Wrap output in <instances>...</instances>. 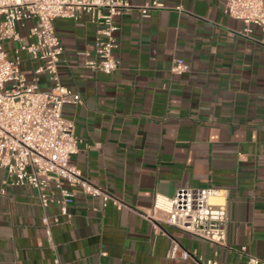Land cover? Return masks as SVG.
<instances>
[{"label": "crops", "instance_id": "1", "mask_svg": "<svg viewBox=\"0 0 264 264\" xmlns=\"http://www.w3.org/2000/svg\"><path fill=\"white\" fill-rule=\"evenodd\" d=\"M147 1L132 0L118 18L120 66L112 73L85 65L96 35L87 13L54 21L64 48L61 82L83 98L63 110L79 138L71 163L134 209L104 207L76 188L63 215L56 201L44 207L32 187L6 184L0 169V264H57L56 256L59 264H199L214 256L246 264L249 254L264 264V32L253 24L246 34V24L225 13L226 0H183V11L179 0H158L167 7L143 16ZM33 23H18L23 36ZM16 45L4 42L11 58ZM20 57L31 81L40 61L26 51ZM176 57L189 72H171ZM38 82L52 88L47 73ZM182 186L224 191L225 246L142 215L152 213L156 194ZM175 240L193 256L169 257Z\"/></svg>", "mask_w": 264, "mask_h": 264}, {"label": "built area", "instance_id": "2", "mask_svg": "<svg viewBox=\"0 0 264 264\" xmlns=\"http://www.w3.org/2000/svg\"><path fill=\"white\" fill-rule=\"evenodd\" d=\"M182 1L175 6L179 11L184 10ZM134 7L132 0H0V169L6 172V184L32 187L44 207L56 201L63 215H70L69 207L75 200L76 188L100 197L104 207L111 201L119 208H134L109 190L90 182L83 171L71 163L72 156L78 152L79 138L75 134L74 121L67 119L63 110L67 104L81 103L83 98L61 82L59 66L64 48L54 21L59 17L78 20L87 13L96 26V35L93 55L85 65L94 71L112 73L120 66V59L114 52L118 45V18ZM164 7L167 6L158 0L139 6L143 16ZM224 11L246 24V34L253 24L264 32V0H226ZM29 19L34 23L28 35L23 36L18 23ZM6 40L17 42L12 58L4 47ZM20 51L40 61L31 81L20 69ZM190 69V63L183 57H176L171 66L175 74ZM41 73L48 74L51 89L39 86ZM213 197H218L219 201H212ZM142 215L212 244L225 246L228 241L226 196L214 186H182L172 196L158 193L152 213ZM42 221L54 245L48 215H43ZM245 249L243 246L242 250ZM180 253L184 259L193 256L192 251L175 240L168 256L175 258ZM196 260L199 264H219L217 256ZM55 262L59 264L58 256ZM246 264H263V261L249 254Z\"/></svg>", "mask_w": 264, "mask_h": 264}, {"label": "bare ground", "instance_id": "3", "mask_svg": "<svg viewBox=\"0 0 264 264\" xmlns=\"http://www.w3.org/2000/svg\"><path fill=\"white\" fill-rule=\"evenodd\" d=\"M216 200H219V198H218V197H213V198H212V201L215 202Z\"/></svg>", "mask_w": 264, "mask_h": 264}, {"label": "rangeland", "instance_id": "4", "mask_svg": "<svg viewBox=\"0 0 264 264\" xmlns=\"http://www.w3.org/2000/svg\"><path fill=\"white\" fill-rule=\"evenodd\" d=\"M216 201H219V200H216Z\"/></svg>", "mask_w": 264, "mask_h": 264}]
</instances>
